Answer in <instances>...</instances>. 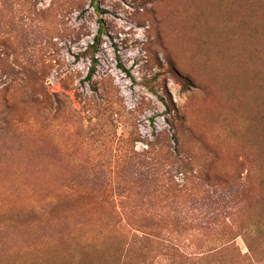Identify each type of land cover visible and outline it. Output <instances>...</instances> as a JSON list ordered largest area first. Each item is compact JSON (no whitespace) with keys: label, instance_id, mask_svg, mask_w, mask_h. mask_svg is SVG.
<instances>
[{"label":"rangeland","instance_id":"374dc122","mask_svg":"<svg viewBox=\"0 0 264 264\" xmlns=\"http://www.w3.org/2000/svg\"><path fill=\"white\" fill-rule=\"evenodd\" d=\"M259 224L264 0H0V264H264Z\"/></svg>","mask_w":264,"mask_h":264},{"label":"trees","instance_id":"16d2710c","mask_svg":"<svg viewBox=\"0 0 264 264\" xmlns=\"http://www.w3.org/2000/svg\"><path fill=\"white\" fill-rule=\"evenodd\" d=\"M101 31H102V27H100V29H99V32H101ZM93 74H94V68H91V70L89 71L88 76H87L88 81L91 79ZM259 225H262V224H259ZM254 227H255V229H257V228L262 229L260 226H254ZM262 227H263L262 230H258L257 231L258 235H262V232H264V225H262ZM210 259L212 260L213 256H211L209 254L208 255H202L201 258L198 259V262H203L204 261V264H210L211 263Z\"/></svg>","mask_w":264,"mask_h":264}]
</instances>
